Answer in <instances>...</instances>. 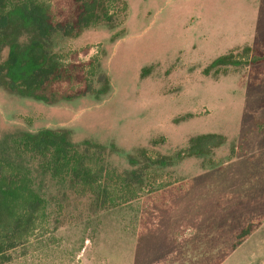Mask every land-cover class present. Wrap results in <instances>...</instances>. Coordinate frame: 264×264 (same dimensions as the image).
I'll return each instance as SVG.
<instances>
[{
    "label": "rangeland",
    "instance_id": "rangeland-1",
    "mask_svg": "<svg viewBox=\"0 0 264 264\" xmlns=\"http://www.w3.org/2000/svg\"><path fill=\"white\" fill-rule=\"evenodd\" d=\"M126 2L120 27L56 41L65 65L98 58L110 92L49 105L0 88V138L68 129L76 143L115 144L120 169L138 148L170 155L201 134L226 142L165 169L164 187L100 233L64 212L0 264H264V63L205 72L247 46L264 51V0Z\"/></svg>",
    "mask_w": 264,
    "mask_h": 264
},
{
    "label": "trees",
    "instance_id": "trees-1",
    "mask_svg": "<svg viewBox=\"0 0 264 264\" xmlns=\"http://www.w3.org/2000/svg\"><path fill=\"white\" fill-rule=\"evenodd\" d=\"M127 10L126 0H0V88L49 105L108 94L110 79L100 60L65 65L55 50L56 41L77 38L98 26L120 27ZM262 63L264 51L247 46L236 55L218 57L205 72ZM225 142L221 134H201L170 155L138 148L127 155L129 168L120 169L110 160L121 151L115 144L76 143L68 129L4 134L0 138V262L10 261L17 247L45 239L49 226L59 223L64 212H78L84 216L80 224L100 233L113 216L124 217L164 187L165 169L189 158H204ZM250 232L247 227L242 239Z\"/></svg>",
    "mask_w": 264,
    "mask_h": 264
}]
</instances>
